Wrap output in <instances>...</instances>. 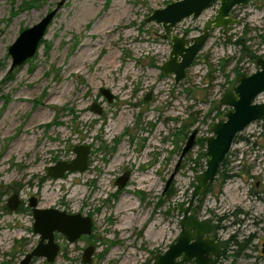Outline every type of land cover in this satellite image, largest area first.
I'll use <instances>...</instances> for the list:
<instances>
[{"label": "rangeland", "instance_id": "374dc122", "mask_svg": "<svg viewBox=\"0 0 264 264\" xmlns=\"http://www.w3.org/2000/svg\"><path fill=\"white\" fill-rule=\"evenodd\" d=\"M171 1L0 0V264H19L40 240L33 196L42 208L91 216L94 227L75 243L56 233L55 261L32 264H83L89 245L97 248L92 264H151L176 240L206 168L211 125L229 109L220 99L264 57V0L237 6L241 24L229 35L212 30L179 83L160 69L170 40L160 24L145 21ZM60 2L37 53L9 72V46ZM216 9L173 32L199 34ZM101 88L114 95L111 102ZM194 129L197 144L165 192ZM79 144L91 147L87 170L49 177L47 168L74 158ZM221 170L191 213L216 226L212 235L226 249L217 264H264V119L237 135ZM126 171L130 180L119 190L116 179ZM15 193L22 206L12 211L7 201Z\"/></svg>", "mask_w": 264, "mask_h": 264}, {"label": "water", "instance_id": "95a60500", "mask_svg": "<svg viewBox=\"0 0 264 264\" xmlns=\"http://www.w3.org/2000/svg\"><path fill=\"white\" fill-rule=\"evenodd\" d=\"M250 0H172L162 8H157L145 18L146 23L160 24L164 30L163 38L171 42V50L167 61L160 69L167 75H173L176 83L188 77V70L194 65L198 54L206 44L212 30L222 29L225 36L229 35L231 27L241 24V20L234 16L237 6L247 5ZM48 12L38 23L20 32L16 40L9 46L12 58L9 72L22 66L37 53L41 41L44 39L48 27L61 7ZM217 6L216 13L207 19L201 32L193 37L189 32L176 34L173 29L188 18L197 19L207 10ZM257 71L251 74H240L233 90L225 92L220 103L228 106L224 118L211 125L212 135L206 141V168L199 174L190 201L184 209L180 222L181 231L168 249L155 257L151 264H214L220 256L222 243L212 234L215 225L207 220L197 218L191 213L196 200L207 193L210 185L216 180L218 172L232 148L237 135L250 123L257 119H264V102H255V98L264 93V57L257 60ZM109 102L114 95L107 88H101ZM149 99V95L145 98ZM96 113L102 110L97 103L91 107ZM198 130L194 129L188 136L180 160L174 172L168 179L165 192L172 185L181 160L197 144ZM75 157L71 160H59L47 168V174L52 178H61L69 172H83L89 166L91 147L79 144L73 148ZM130 179V172L126 171L116 180L118 189L125 188ZM8 208L17 211L22 206L19 194H13L7 201ZM34 223L33 230L39 234L38 244L25 254L19 264H32L35 258L43 257L53 262L60 252V244L56 241V233L65 236L70 243H75L82 236L93 232V219L80 212L69 213L55 207L42 208L35 196L29 199ZM96 246L89 245L82 254L83 264H92Z\"/></svg>", "mask_w": 264, "mask_h": 264}, {"label": "flooded vegetation", "instance_id": "af4514ba", "mask_svg": "<svg viewBox=\"0 0 264 264\" xmlns=\"http://www.w3.org/2000/svg\"><path fill=\"white\" fill-rule=\"evenodd\" d=\"M130 177H131V173H130ZM117 180V179H116ZM130 180V179H129ZM129 182V181H128ZM215 229H216V226H215ZM215 237V236H214ZM216 238V237H215ZM217 239V238H216ZM218 240V239H217ZM221 243H222V251H221V254H220V256L219 257H217L216 259H215V263L214 264H217L220 260H221V258H223L224 256H225V254H226V249H225V246H224V242H222L221 240H219ZM188 264H192V263H188Z\"/></svg>", "mask_w": 264, "mask_h": 264}, {"label": "trees", "instance_id": "16d2710c", "mask_svg": "<svg viewBox=\"0 0 264 264\" xmlns=\"http://www.w3.org/2000/svg\"><path fill=\"white\" fill-rule=\"evenodd\" d=\"M241 40H242V39H239V40L237 41V43L241 42ZM42 41H43V40H42ZM42 41H41V43H42ZM41 43H40V45H41ZM28 60H29V59H28ZM28 60H27V61H28ZM200 141H201V140H200ZM202 144H203V145L205 144V140H202ZM225 160H226V158H225ZM225 160H224V161H225ZM223 163H224V162H223ZM222 165H223V164H222ZM221 167H222V166H221ZM221 171H222V170H221V168H220L218 174H220ZM211 185H212V184H211ZM211 185H210V186H211ZM207 191H208V190H207ZM201 197H202V196H201ZM201 197H199V198H201ZM199 198H198V199H199Z\"/></svg>", "mask_w": 264, "mask_h": 264}, {"label": "bare ground", "instance_id": "6f19581e", "mask_svg": "<svg viewBox=\"0 0 264 264\" xmlns=\"http://www.w3.org/2000/svg\"><path fill=\"white\" fill-rule=\"evenodd\" d=\"M152 184H153V183H152ZM152 184H151V185H152ZM149 217H150V214H148L145 218L147 219V218H149ZM161 233H162V232L160 231L158 235H160Z\"/></svg>", "mask_w": 264, "mask_h": 264}]
</instances>
